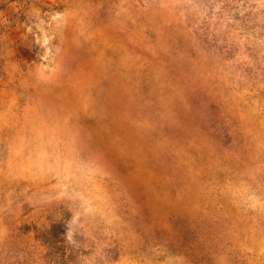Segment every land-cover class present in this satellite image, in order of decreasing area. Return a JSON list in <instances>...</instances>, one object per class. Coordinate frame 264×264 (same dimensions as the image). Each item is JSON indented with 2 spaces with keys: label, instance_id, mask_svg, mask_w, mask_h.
I'll return each instance as SVG.
<instances>
[{
  "label": "rangeland",
  "instance_id": "374dc122",
  "mask_svg": "<svg viewBox=\"0 0 264 264\" xmlns=\"http://www.w3.org/2000/svg\"><path fill=\"white\" fill-rule=\"evenodd\" d=\"M0 264H264V0H0Z\"/></svg>",
  "mask_w": 264,
  "mask_h": 264
}]
</instances>
